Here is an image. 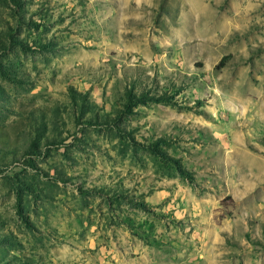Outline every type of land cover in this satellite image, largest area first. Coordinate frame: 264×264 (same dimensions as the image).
I'll return each mask as SVG.
<instances>
[{
    "label": "rangeland",
    "instance_id": "obj_1",
    "mask_svg": "<svg viewBox=\"0 0 264 264\" xmlns=\"http://www.w3.org/2000/svg\"><path fill=\"white\" fill-rule=\"evenodd\" d=\"M0 264H264V0H0Z\"/></svg>",
    "mask_w": 264,
    "mask_h": 264
}]
</instances>
